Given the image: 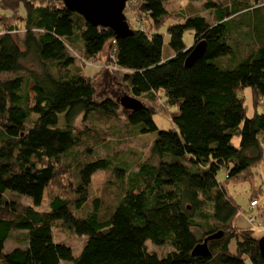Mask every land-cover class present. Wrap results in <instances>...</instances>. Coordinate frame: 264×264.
Listing matches in <instances>:
<instances>
[{
	"label": "trees",
	"instance_id": "obj_1",
	"mask_svg": "<svg viewBox=\"0 0 264 264\" xmlns=\"http://www.w3.org/2000/svg\"><path fill=\"white\" fill-rule=\"evenodd\" d=\"M135 2L153 29L117 40L62 0H0V74H14L0 80V264H264L261 238L238 226L240 207L227 188L264 158V111L248 116L244 97L251 88L255 108L261 98L264 106V0H189L210 16L181 9L183 20L164 33L167 0ZM189 30L207 48L187 68ZM102 54L124 71L131 97H160L175 110L168 130L157 127L151 107L126 110L129 136L157 132L147 161L101 157L98 130L76 126L81 116L94 125L117 119L121 99H96L102 69L85 70ZM27 60L39 69L24 67ZM101 170L119 180L111 202L90 197ZM61 176L71 178L68 191L52 188ZM57 228L84 239L79 255L55 239ZM220 232L209 256L192 255Z\"/></svg>",
	"mask_w": 264,
	"mask_h": 264
},
{
	"label": "rangeland",
	"instance_id": "obj_2",
	"mask_svg": "<svg viewBox=\"0 0 264 264\" xmlns=\"http://www.w3.org/2000/svg\"><path fill=\"white\" fill-rule=\"evenodd\" d=\"M129 3V9L126 11V16L129 21L130 26L133 29H146L147 31H152L151 22L149 19L144 18L139 14V8L135 2ZM166 9L171 12L172 15L167 17V25L162 26V28L158 29V32L164 33L168 31V25L170 21H180L183 18L177 15V12L181 9H184V12H188V9L195 8L199 9L200 13L204 16H210L209 13L205 10L203 6V2L197 3H189V0H167ZM134 17V21H133ZM22 28V27H21ZM155 30V28H154ZM193 32L189 30L185 33L184 42L187 45V48L191 46H195L198 43H193ZM13 36L18 39L21 37L20 34L13 33ZM166 52H169V37L166 36ZM23 50V47H21ZM96 60V61H95ZM89 62V67H86V74L92 75L97 68L102 69L99 70L98 74L95 75V86H96V99L102 100L104 98H119L123 99L126 96H130L131 94L126 90L127 84L123 78V70H119L117 68H112L109 64V61H106L105 54H102L98 57V60L95 59ZM222 62V61H221ZM83 64V61L78 60L76 63L77 66ZM24 67L31 68L33 70H38L39 67L37 65H33L31 60H27L23 63ZM93 65L96 67H91ZM88 66V65H87ZM85 68V67H84ZM14 74H0V80H5L13 77ZM245 104L247 107L248 116H253L257 111L262 113L264 111V106L262 104V98L258 101L260 106L255 108L254 105V96L253 90L251 88H246L244 90ZM142 102L146 104L149 108L155 111L154 121L157 124V127L160 130H168L172 126V112H174V108L168 107L164 101L157 98L156 101L150 102L147 97H142L140 99ZM121 101V100H120ZM264 101V97H263ZM257 105V104H256ZM121 106V102H120ZM126 110L121 106L118 110L117 119H114V122L107 125L105 123L96 122L94 125L93 120L89 122L85 120L84 117H80L77 119L76 126L79 129H92L88 134H93V129L96 128L101 135H97L96 139L99 140L98 144L102 147L101 153L98 154L101 157H107L111 155H116L119 158H137L140 157L142 161H147L151 158V149L155 138L157 137V132L147 134V135H139V136H129V134L125 131L124 124L127 123ZM63 120L60 125H63ZM107 126H111V129H108ZM115 130L113 134H117L118 136L109 135V133ZM120 131V132H116ZM101 136L105 137L107 140H101ZM105 142V143H104ZM234 144L239 146V139L234 138ZM225 170H221L218 174V180L221 182L225 179ZM240 179H235L230 181L227 185L229 193L236 201L237 205L240 207L239 209V217L237 218L238 226L243 230H255V235L259 238H264V158L260 160L258 164H256L253 168H250L249 171L239 176ZM71 182V178H66L65 176H61V179L54 182L52 186L53 189L64 190L68 188ZM118 178L115 177L111 172H105L101 170L97 172L94 176H92L91 182V196H101L105 197L106 201L111 202L112 196L109 191H114L117 193L118 189ZM62 189H61V188ZM68 191V189L64 190ZM67 193V192H66ZM256 197L259 201V206L257 208L251 207V199ZM41 209H47L48 206L43 204ZM255 222H259V226L257 229L255 228ZM55 239L58 242H64V245L70 246L74 249V254L77 256L82 250V245L84 239L79 238L78 236H74L67 232L64 229L57 228L54 231ZM151 249H155L151 246ZM230 249L233 254L236 253V245L235 242H232ZM8 250V248H7ZM170 246H164L162 249H159L161 255H165L170 252ZM243 259H246L243 257ZM247 264H251L250 261H246Z\"/></svg>",
	"mask_w": 264,
	"mask_h": 264
},
{
	"label": "water",
	"instance_id": "obj_3",
	"mask_svg": "<svg viewBox=\"0 0 264 264\" xmlns=\"http://www.w3.org/2000/svg\"><path fill=\"white\" fill-rule=\"evenodd\" d=\"M64 6L72 12L80 14L94 27L111 29L117 40L131 37L135 34L130 27L126 16L128 4L134 0H62ZM207 44L201 41L189 52L185 61L187 68L192 67L206 52ZM190 49V48H189ZM121 106L128 112L138 111L142 108L139 99L126 96L121 99ZM222 232L206 237L193 250V256H209V241L222 237ZM261 255L264 257V238L259 240Z\"/></svg>",
	"mask_w": 264,
	"mask_h": 264
},
{
	"label": "bare ground",
	"instance_id": "obj_4",
	"mask_svg": "<svg viewBox=\"0 0 264 264\" xmlns=\"http://www.w3.org/2000/svg\"><path fill=\"white\" fill-rule=\"evenodd\" d=\"M141 103H142V105H143L141 109L148 108V106H146V104H145L144 102L141 101ZM141 109H140V110H141ZM210 236H211V235H210Z\"/></svg>",
	"mask_w": 264,
	"mask_h": 264
},
{
	"label": "clouds",
	"instance_id": "obj_5",
	"mask_svg": "<svg viewBox=\"0 0 264 264\" xmlns=\"http://www.w3.org/2000/svg\"><path fill=\"white\" fill-rule=\"evenodd\" d=\"M133 2V1H132ZM131 3V2H130ZM129 5V4H128ZM133 29V28H132ZM134 30V29H133Z\"/></svg>",
	"mask_w": 264,
	"mask_h": 264
},
{
	"label": "built area",
	"instance_id": "obj_6",
	"mask_svg": "<svg viewBox=\"0 0 264 264\" xmlns=\"http://www.w3.org/2000/svg\"><path fill=\"white\" fill-rule=\"evenodd\" d=\"M254 204V203H253Z\"/></svg>",
	"mask_w": 264,
	"mask_h": 264
}]
</instances>
